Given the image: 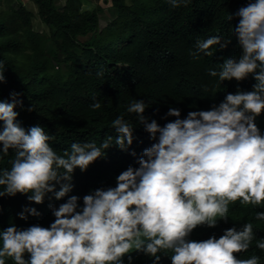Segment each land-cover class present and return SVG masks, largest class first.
Instances as JSON below:
<instances>
[{"label":"clouds","instance_id":"obj_1","mask_svg":"<svg viewBox=\"0 0 264 264\" xmlns=\"http://www.w3.org/2000/svg\"><path fill=\"white\" fill-rule=\"evenodd\" d=\"M237 1L230 39L199 40L191 53L236 50L207 69L221 89L195 94L206 111L180 119L133 100L134 123L118 116L113 137L71 139L69 151L29 126L18 93L0 101V197L21 207L0 224V264H264V0ZM110 147L127 159L111 183L87 189L79 181ZM236 205L246 211L231 220Z\"/></svg>","mask_w":264,"mask_h":264},{"label":"trees","instance_id":"obj_2","mask_svg":"<svg viewBox=\"0 0 264 264\" xmlns=\"http://www.w3.org/2000/svg\"><path fill=\"white\" fill-rule=\"evenodd\" d=\"M29 1L36 11L17 0H7L8 8L0 9L5 76L0 101L18 93L19 112L33 109L29 126L42 127L69 151L71 139L90 138L99 146L113 137L110 128L118 116L134 123L136 115L127 112L133 100L145 101L149 112L177 108L180 119L190 111H206L195 94L207 86L221 89L207 69L219 70L221 55L236 53L229 44L217 46L211 57L191 55L199 40L230 39L228 19H236L237 0H190L178 8L168 0H103L107 9L84 7L90 0ZM255 83L253 78L247 89L252 91ZM94 101L102 105L95 111ZM126 159V153L110 147L93 174L79 183L94 190L111 183ZM20 210L17 201L0 197V224L15 221ZM245 211L233 206L231 220Z\"/></svg>","mask_w":264,"mask_h":264},{"label":"rangeland","instance_id":"obj_3","mask_svg":"<svg viewBox=\"0 0 264 264\" xmlns=\"http://www.w3.org/2000/svg\"><path fill=\"white\" fill-rule=\"evenodd\" d=\"M17 1H21L23 2L26 7H28V9H31L33 11H36V8L35 6L32 4V2H30L29 0H17ZM92 2V4H87L84 2V7H92L93 4L96 5V4H99L101 5L104 9H107L109 8L110 6H108V4H105L103 2V0H90ZM64 0H58L57 3L60 5L61 3H63ZM3 3H6V6L3 4ZM8 8V5H7V0H0V9H7ZM35 24H39V21H34ZM38 30L42 31V29L40 27H38Z\"/></svg>","mask_w":264,"mask_h":264}]
</instances>
